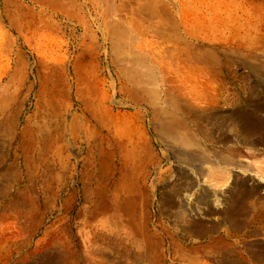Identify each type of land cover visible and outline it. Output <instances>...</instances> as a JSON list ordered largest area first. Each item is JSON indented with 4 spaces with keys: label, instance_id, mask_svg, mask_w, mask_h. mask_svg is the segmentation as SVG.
I'll return each instance as SVG.
<instances>
[{
    "label": "rangeland",
    "instance_id": "374dc122",
    "mask_svg": "<svg viewBox=\"0 0 264 264\" xmlns=\"http://www.w3.org/2000/svg\"><path fill=\"white\" fill-rule=\"evenodd\" d=\"M261 105L264 0H0V264H264Z\"/></svg>",
    "mask_w": 264,
    "mask_h": 264
},
{
    "label": "bare ground",
    "instance_id": "6f19581e",
    "mask_svg": "<svg viewBox=\"0 0 264 264\" xmlns=\"http://www.w3.org/2000/svg\"><path fill=\"white\" fill-rule=\"evenodd\" d=\"M152 11V10H151ZM257 107H258V105H257ZM259 107H260V105H259ZM261 107H262V105H261ZM262 108H264V107H262ZM259 122V121H258ZM252 124V125H251ZM251 124H250V122H249V126H250V128H248L249 130L247 131L248 133H251V134H249L248 136H249V138L250 137H254L252 140H248V142L249 143H253V141L255 140V137H256V135H255V133H258L259 131H257V130H259V129H261L260 127H259V123H257V121H254V119H251ZM247 130V129H246ZM264 139V138H263ZM243 140H245L244 139V137H243ZM247 140V139H246ZM253 145H254V143H253ZM217 202L216 203H218L219 204V201L220 200H216Z\"/></svg>",
    "mask_w": 264,
    "mask_h": 264
},
{
    "label": "crops",
    "instance_id": "0c3cea01",
    "mask_svg": "<svg viewBox=\"0 0 264 264\" xmlns=\"http://www.w3.org/2000/svg\"><path fill=\"white\" fill-rule=\"evenodd\" d=\"M188 32H189L190 35L192 34V31H188ZM194 34L197 35V36L201 35V33H198V32H196V31H194ZM246 129H247L246 131L249 130L248 128H246ZM242 144H244V143H242ZM242 146L247 147V146H249V144L246 143V144H244V145H242Z\"/></svg>",
    "mask_w": 264,
    "mask_h": 264
}]
</instances>
